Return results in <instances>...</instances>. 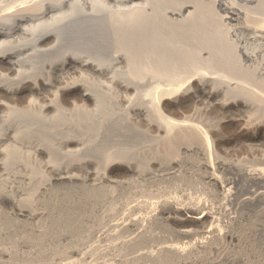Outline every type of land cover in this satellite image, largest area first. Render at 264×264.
I'll return each instance as SVG.
<instances>
[{
	"label": "bare ground",
	"instance_id": "1",
	"mask_svg": "<svg viewBox=\"0 0 264 264\" xmlns=\"http://www.w3.org/2000/svg\"><path fill=\"white\" fill-rule=\"evenodd\" d=\"M245 1L247 4L242 6V2H240L241 5H238L236 4L237 1L231 3L230 0H0V156L4 157L0 162V167L4 169L8 168V166L10 167V155L21 150L20 145L24 143L20 142V135L29 136L34 134L35 137L36 134L37 137L43 132L47 135L46 131L49 130H53L52 133H56L54 131L56 129H65V132L69 133L74 126L88 125V122L91 121L89 119L99 120L97 123L102 127L107 125V120L117 123L114 120L117 117L112 116V111L118 100L122 102L121 105H123V101L128 103V106L123 109L128 117L130 113H134L138 119L145 121L147 126L163 134V138L159 142H162L167 148L166 151L172 157L174 156L175 158L177 152L174 147L176 139L182 140V144L187 145L188 151H201L204 152L205 156H208V154L211 156L209 149L208 151H202L199 147L194 146L195 144L201 145L200 142L203 141V146L208 147L210 145L208 136L202 133L195 125L180 122L173 118L175 116L172 117L170 115H173L174 101L187 94L193 85L198 86L204 92L207 88H211L209 94L214 97L228 95V92L233 96V99L238 100L241 108L248 109L254 105L259 106L258 108H264V20L262 19L263 17H258L257 19V15L264 16V0ZM223 12L226 15L222 14ZM259 19L262 21H259ZM233 22L236 24L232 25L231 23ZM240 34L247 36L246 38L241 37ZM57 62L59 63L57 64ZM117 67H123L121 74L123 75L124 72L127 75V80L121 82L117 79L119 75L114 71ZM84 72L95 78L92 76L86 78L87 73L85 75ZM80 73L84 74L80 75L83 77L81 79L77 77V74ZM31 74L35 75L32 76ZM73 75L75 76L74 79L77 77L80 81L76 80V83L73 81L72 86L66 84L68 87L59 86L64 82L63 79L67 81ZM91 78H101L103 80H99L100 82L97 80L100 84L97 81L95 83L98 85L97 87L101 85V88L99 87L100 91L96 88L99 92H96L95 89L92 90L94 87L89 89L88 82H91ZM70 80L72 81L73 79ZM107 81L113 83L108 82L111 85H109L110 87L113 85L112 89L118 88V86H114L117 83L119 87L123 88H120V90H124L125 93H133L134 96L124 95L123 100H121L120 97L117 98L115 95L117 90L111 89L118 100H106L108 96L105 94L110 93V91H107L109 89L106 86L107 83H105ZM148 82L152 84H148ZM161 83H164L166 87L162 86L163 88H161L159 86ZM146 85L149 88V85H151L153 88L151 87L149 91L145 89L146 93H143L142 89ZM104 86L106 92L104 88L102 90ZM73 92L75 94L79 93L81 100L75 102L77 96L73 95V97H76V99L73 98L75 101L70 97ZM31 97L38 98L33 100L34 98L32 99ZM50 97H53V100H50ZM41 99L49 100L50 102L43 105L39 102ZM7 101L19 102L18 105L20 104L22 107L20 105L21 108L16 105H9ZM62 102L67 103L68 106L69 103H74V111L70 113V109L69 112L68 109L65 110ZM86 105L89 108L93 106L94 109L91 108L89 110ZM115 109L117 108L115 107ZM87 119L89 121L86 123L85 120ZM65 132L63 131V133ZM57 134H60V132ZM57 134L54 135L56 136ZM70 134L72 135L73 133ZM73 135L76 134L74 133ZM73 137L77 139V136ZM96 137L98 138V135ZM29 139H32L31 135ZM29 139L26 138L25 145L27 143L28 148L30 147L32 156L37 158L38 156H47L48 153L51 155L49 145L36 144L34 141L31 144L28 142L30 141ZM71 139L72 137L68 138L69 141ZM94 140H92V143ZM78 142L80 143V141ZM85 142L84 146L82 145L84 149L82 147L83 150L81 151L87 153L86 151H90L94 146L88 147L90 145L88 137ZM75 145L79 146V144ZM158 145L160 146V144H157L154 147ZM123 147L125 146L123 145ZM165 147H162V149L157 148V150H153L154 152L151 151L150 153H154V157L157 154L159 155V153H163V151L165 153ZM129 148L131 149V147ZM134 149L131 150L134 151ZM147 149V147L143 146L140 150H136L146 153ZM127 150H123L124 153L125 151L128 153ZM91 151L93 154L94 150ZM105 153L104 157L101 156L103 157L101 161L106 162L108 166L120 157L115 156L110 151ZM125 154L126 158L127 154ZM132 154L134 156V153ZM148 154L147 156H149ZM85 159L90 158L87 156ZM177 159L179 160V158ZM183 160L185 161V159ZM82 161L85 162L83 159ZM88 162L91 163L90 161ZM207 162L204 165L207 171H210L207 179L223 189L227 185L239 181V177L248 182L250 180H261L264 182V174L262 172L243 170L244 172L235 173L237 174L234 178L235 180L233 179L234 181L228 182L226 185V182L215 171L218 168L230 169L229 163L218 162V164H214L212 163L213 157ZM86 164L88 165V163ZM82 165L80 164L81 168H76L75 170L81 169L83 171L82 168L87 165L85 167H82ZM54 168L55 166L53 165V170H55ZM133 168L130 165L127 169L129 172L133 171L136 174L137 172ZM70 169L66 173L55 174L54 172V175H56L54 180L62 184L69 183V186H71L70 184L78 180H76L77 176L73 174L74 168L72 169L73 171ZM165 169L160 170V173L159 171L154 173L153 170H150L151 173L147 174H149V177L152 176L150 180L156 179L155 181L175 179L181 176L180 173L178 175V172L172 173L170 168L168 170ZM8 171L6 177L0 178V200L11 203L20 215H26L32 220L38 219L39 222H43L51 218L50 226L45 225V228L43 229L42 227L39 232L41 236L47 233L53 234L55 232L53 231V226L60 221L61 215L65 213L62 206L64 205V199L62 198V201L60 196H55V199L50 202L51 206L49 208L43 211H39L37 208L41 196L44 198L46 194H52V191H55L53 186H56V184L53 183L52 178L46 180L47 182L45 183L42 180L43 178H41L40 180L44 185L37 186L34 185V176L33 178L32 176H27L24 173V169L22 172L21 166L20 168L13 167ZM141 174H143V177L147 176L145 173L141 172ZM104 176L106 177V175ZM140 177L142 178V176ZM19 180H22L21 182L24 185L33 189L32 196L24 198L23 203L18 198H15L10 191H7L8 183H18ZM186 183L189 187L197 188L196 184L194 186L193 181ZM147 185L149 184L147 183ZM193 187L192 189H194ZM185 189L182 188L185 191L183 196L181 195L182 197L172 196L168 188L166 189L167 191L162 188L152 195L148 193L147 196L150 197L152 204L150 203L151 212L146 213H149L148 217L142 215L146 219H140L138 213L137 216L135 215L136 217H132L133 209L138 210L137 208H140L139 204L135 206L134 202L131 206L129 204L128 207L125 204L127 208L124 207L123 203V220H117L116 213L119 211L117 210L119 207H115L112 201L106 200L107 197L103 198L108 202L107 205L106 203L103 206L99 204L101 206L97 208L94 205V213L92 212L93 209L90 208L92 209L90 213L92 212L94 216L89 214L88 216L91 217L87 218V216L82 215L86 218L81 219L82 224L85 222L86 225L87 233L84 237L80 232L71 237L64 232H60V235H65V238L68 239L70 237L68 240V244H70L69 250L65 248L66 252L69 251L71 255L80 257L85 264H262V261H246L239 256V249L243 248L247 242H252L254 230L252 229L245 237L237 232L240 220L233 216V210L226 205L227 202L234 200L231 189H228L230 194H225L221 197L224 202L220 199L223 204L221 203L222 206L219 205L221 207L218 211H215L213 207L216 202H211L214 199H209L213 203L212 206L204 196L203 198L199 196L200 194H197L199 196L198 199L194 198L195 195L192 198L191 193H186L191 188ZM67 195V197H70L69 194ZM67 197L65 196V199ZM146 197L142 201H145ZM262 198H264V194L260 193L257 197L255 195V198H243L238 204H254L255 200H262ZM150 199L148 198L149 201ZM149 201L144 202V204L149 203ZM69 202L67 204H70ZM142 204L140 203L141 206ZM260 208H262L261 213L264 214V206ZM128 211L132 212L131 217L128 215ZM166 212H175L187 216L189 222L200 225L203 228L204 234H206L205 237L187 249L159 245V248L156 247L154 249L153 247L152 250L142 252V250L139 251L138 249L136 251L139 248L138 246L143 244L141 241L148 239L152 234L157 237L156 233H152L153 229H155L154 223L158 220L160 214ZM87 213H89V210ZM67 215H70V213L68 212ZM1 218L0 229L3 226ZM66 219L69 220V217L67 216ZM133 227H137V233L135 231L136 234L131 238L127 234H129V229L132 228L134 230ZM122 232L123 234L127 232L126 235L129 238L127 236L122 238ZM183 233L188 232L184 231ZM56 236L59 235L57 234ZM96 237L104 240L105 243H89ZM156 240L155 242H157ZM227 240L231 242L233 247L225 243ZM148 242L150 243L151 240ZM101 244L104 245L102 246ZM144 244H146V241ZM25 246L7 247L10 249L3 247L4 249L0 251V257L7 256L12 259L14 255L18 257L20 254L21 256L22 253L26 252L23 248ZM141 246L148 247V244ZM26 247L28 248V246ZM59 248L61 251V247ZM150 248L152 247L150 246ZM28 249H31V247ZM210 250H215L216 252L214 253L217 255L209 256L208 253H212ZM21 251L24 252L21 253ZM35 251L28 250L26 256L22 254L23 258H19V256L17 259L18 262L20 260L19 264H47L49 262V260L47 263H45V260V262L40 261V257L37 258V255H41V252L40 250L38 252ZM42 251L44 250L42 249ZM62 252H60V255L63 257ZM66 252H64L65 257ZM50 253L48 252V256L54 252L50 251ZM56 254L55 256L58 255L57 257H60L59 254ZM44 255L42 256L44 257ZM24 257L26 258L24 259ZM78 257L76 258L78 259ZM6 258L2 259L6 260ZM76 258L74 261L76 260V263H79L80 261ZM21 259H23L22 263ZM26 259L27 262L25 261ZM35 259H37L36 262L34 261ZM13 260L15 261V259H12L11 263H9L10 261L8 263L16 264ZM0 261L2 262V260ZM59 261L61 260L59 259ZM54 262L53 264H57L58 261ZM62 262L65 263L63 259ZM62 262L59 263L62 264Z\"/></svg>",
	"mask_w": 264,
	"mask_h": 264
},
{
	"label": "rangeland",
	"instance_id": "2",
	"mask_svg": "<svg viewBox=\"0 0 264 264\" xmlns=\"http://www.w3.org/2000/svg\"><path fill=\"white\" fill-rule=\"evenodd\" d=\"M230 1H231V3L232 2L235 3L237 1L236 4H238V5H241L240 2H242V6L247 4V3H245L246 2L245 0H230ZM222 14L226 15L225 12H223ZM258 17H260V18L263 17L262 19L264 20V16H258L257 15V19H258ZM259 21H262V20L259 19ZM231 24L235 25L236 23L233 22ZM240 36L246 38L247 35H241L240 34ZM250 42H252V41L250 40ZM58 63L59 62H57V64ZM47 69H49V67H47ZM119 69H120V71H119ZM114 71H116V74H118L120 76V78L118 76L117 79H119L121 82L123 80H127V75L124 72H123V75L121 74L123 71V67H120V68L117 67L116 70H114ZM86 73H85V75H86ZM82 74L83 73L77 74V77H79L80 79L83 78V77H81ZM88 74L89 73H87V75ZM116 74H114V75H116ZM31 75L34 76L35 74H31ZM87 75H86V78L87 77L90 78L92 76V75H88V76ZM77 77H76V79H74L75 78L74 75L70 76L69 78L73 79L72 81L66 77L70 81L67 80L68 81L67 82L66 79L65 80L63 79L64 82H62L59 86H67L68 84L71 85V84H73V81H74V83H76L75 82L76 80L80 81V79H78ZM92 77H94V76H92ZM121 77H123V78H121ZM93 79L91 78V82H88L89 83L88 87H89V89H92L94 87L92 90L95 89L96 92H99L101 90L100 89L101 85H99V87H100L99 88V87H97L98 85H96L95 83L97 80L98 81L101 80V78L94 79L95 81ZM98 81H97V83H98ZM101 81H103V80H101ZM108 82L109 81L105 82V83H107L106 86H108L110 89V90L107 89V91L108 92L110 91V93L112 95L110 93L105 94L108 96V97H106V100H114V99L116 100L119 97L121 100H123L124 95H127V96L130 95V97L134 96L133 93H131V94L125 93L124 90H122L123 88L119 87V85L116 83V84H114V86H118V88L117 87H116V89L113 88L114 90H117L115 93L117 98H115V95H113L114 91L112 92L113 85H112V87H110L111 85L108 84ZM88 83H86V84H88ZM101 83H103V82H101ZM109 83L113 84L111 81ZM98 84H100V83H98ZM148 84H152V83L148 82ZM161 84H163V85H161ZM161 84H159V86H161V88H163L162 86H165V84L164 83H161ZM149 86H150V88L147 85L144 86L145 88L142 89L143 93H146L145 89H148V91H149V89L151 90L152 86L151 85H149ZM103 88L106 92L105 86L102 87V90H103ZM120 88H122L121 90L123 92L120 90ZM257 88H259V87L257 86ZM210 91H211V88H207L206 91L204 92V91H201L198 86L193 85L187 94L183 95V97H180L179 99L174 101V103H173L174 106L172 108L173 115L171 114L170 116H172V117L175 116L173 118L180 121V122L193 124L202 133H205L209 138V142H210L209 146L210 147L209 146L204 147L203 141L200 142L201 145L195 144L194 146L199 147L202 151H208V149H209L211 156L209 154H208V156H205L204 152H201V151H194V152L188 151V148L186 147L187 145L182 144V140L176 139L175 143H174V147L177 149V152H176L175 158H174V156L172 157L171 154L166 151L167 148L162 144V142H159L160 140H162L163 134L158 133L157 130H154V129L150 128L149 126H147L146 125L147 123L145 121L138 119V117L135 116L134 113H133L134 115L132 113H130L129 114L130 116L128 117V115L123 110L124 108H126L128 106L127 105L128 103L123 101V105H121L122 102L118 99H117L118 100L117 102L118 103L121 102V103H119V104L115 103V107L117 109H115V107L113 106L114 108L112 111V113H113L112 116L114 115V117L115 116L117 117V119L114 118V120H116L117 123L111 122V121L109 122V120H107L108 121L107 125H104L102 127V126H99V124L97 123L99 120L89 119V120H91V121H89L87 119V120H85V122L87 123L89 121L88 125L77 126L78 128L76 126H74V127H76V129H74V127H72V130L74 129L73 132L69 128V130H71L70 132L68 131L69 133L65 132V129L64 130L58 129L60 131H58L56 129V130H54V131H56V133H54V132L53 133L57 134L60 132V134H57L55 136L52 133L53 130H49V131H46L47 135L44 134V132H43V134H41L42 136L39 134L40 136L37 135V137H36V134H35V137H34V134L33 135L30 134L31 138H32L31 140L29 139L30 135L29 136L28 135L27 136L26 135H20L22 137L21 138L19 136V138L21 140L20 142L24 143V144L20 145L21 150L13 152L14 154L12 153L10 155L11 156L9 158V160H11L9 162L10 167H12L13 164H14L13 167H15V168H17V167L20 168V166H21L22 172L24 169L25 170L24 173H26L27 176H32V178L34 176V180H35L34 185H37V186H39V185L43 186L44 185L43 182L45 183V182H47L46 180H49V178L50 179L52 178L51 180H53V183L56 184V186H53V190H55V191H52V194L51 193L46 194L44 198H42L43 196H41V200L38 202L37 208L39 209V211H43L44 209L49 208L51 206L50 202L52 201V199H55V196H58V197L60 196L61 200H62V198L64 199V201L62 200L64 202V205H62V206H63V210H65V213H64V215H61L60 221L55 226H53V229H54L53 231H55L53 234L47 233L46 235L41 236L39 231L42 230V227L44 229L45 225L50 226L51 221H52L51 218L46 219L43 222H39L38 219L32 220V219H30V217H28L26 215L25 216L20 215L18 213V211L16 210L15 206L12 205L11 203H9L7 201L0 200V215H1L0 217H2L1 218L2 221L5 219L3 222L1 221V224H3V226L0 229V248H1L0 251L2 249H4L3 247L7 248V247H13V246L26 245V246H28V248L31 247V249H28L25 246L27 248V250L25 247H23L26 252H28V250L35 251V249H36L35 252H38V250H40L41 255L38 254L37 258L40 257L39 258L40 261L45 260L46 261V262L44 261L45 263H47L48 260L50 262V260L53 258L51 261L52 263L50 262V264H53L54 261L55 262L58 261L57 262V264H58L59 262H62V259L65 262V263L62 262V264H66V263H68V264H70V263L71 264L72 263L79 264L82 261L80 257L76 256V257H78V259H77L75 257V255H71V253L69 251L66 252L67 250L65 248H68V250H69V246H70V244H68V240L70 239V237L72 235H75L78 232L82 233L83 237H84V235H86V233H87L86 232V225H85V222H83V224H82L81 219L85 218L86 216H87V218L91 217L88 215L89 214L93 215V213L95 212L93 207L95 208V206H96V208H97V207H100L101 205L103 206L104 203H106V205H107L108 202L106 200H110V202L112 201V204L115 207L116 206L119 207L117 209L119 211H117V213H116V219L117 220H123V210H122L123 209V203H124V207H125V204L128 207L129 204L131 206L132 204H134V202H135L134 205L136 206L139 204L140 208H137L138 210L133 209V211H132L133 216L131 215L132 212L128 211L129 212L128 215H130V217L131 216L136 217L137 213H138L139 214L138 217H140V219L141 218L146 219V217H148L149 213L151 212L150 203L152 204L150 197L147 196L148 193H151L150 195L155 194V192L157 193V191L161 190L162 188L164 190H166L168 188L170 191V192L169 191L168 192L171 193L172 196L177 195L179 197L183 196V194L185 192L184 190H186L185 188H187V190H188V188L189 189L191 188L190 190H188L189 192H186V193H191L190 195L192 198L194 195H195L194 198L196 197L195 199H198L199 196H202V197L204 196L206 199H208L207 201H209V203L211 205L216 202L214 204V206L212 205L215 208L214 209L215 211H218L224 202V200H222L221 197L225 194H230V192H228L229 191L228 189H231L233 192L232 198L234 200L232 201V198H231L232 202H227L226 205L230 209L233 210L232 211L233 216L237 217L240 220L239 225H238L239 227H237V232L242 234L243 237H245L247 234L250 233V231L252 229L254 230V232L252 231L253 232L252 233L253 236H252V240H251L252 242H247V244L244 245L243 248L239 249V252H240L239 256L241 259L246 260V261H260V262L262 261L261 263L264 264V214L261 213L262 208H260V207L264 206V203H263L264 201H262V200H264V198H262V200L261 199L255 200L254 204H251V203L242 204V205L238 204L239 201L243 198H251V197L255 198V195L257 197V195L259 196L260 193L264 194V182L261 180H250V182H248L247 180L243 179L242 177H239V178L236 177V178H238L239 181H237L233 184L227 185L228 182H232L235 180L234 178H235V176H237V174L239 172H244V171L250 170V171H254V172H262L264 174V108H258L259 106L257 107L255 105H254L255 107L252 106L248 109L247 108L245 109L243 107L241 108L238 100L233 99L232 98L233 96H231L228 92H227L228 95L225 94L222 96L214 97V96H211L209 94ZM120 92H121V94L123 93V95H121ZM74 94L75 93L73 92L71 94L72 96H70L72 99L73 98L76 99V97H73ZM76 94L74 95V96H77L76 101L73 99L75 102H77V100H81L79 98L80 96L78 95L79 93H76ZM31 98L33 99L34 97H31ZM37 98L36 99L34 98L33 100H37ZM62 99L63 98H61V100ZM50 100H53V97H50ZM63 101H64V99H63ZM7 102L9 105L18 106V108L22 107V105L19 104L21 107L18 105L19 102H16V101H7ZM39 102L42 103L43 105H45V104H48L50 101L41 99ZM62 103L64 104V105L63 104L62 105L64 106L65 110L68 109V112H69V109H70V113L72 111H74L73 110V108L75 109V107H73L74 103H71V104L69 103V106L65 102H62ZM78 104H80V103H78ZM82 104H80V105H82ZM223 105H225V106H223ZM70 106H72V107H70ZM86 107H88L89 110H91V108L94 109L93 106L89 108V106L86 105ZM0 114H1V112H0ZM134 120H135V122H134ZM260 122H262V123H260ZM62 130L65 133H63ZM66 130H68V129H66ZM51 133H52V135H51ZM70 133H73V134L75 133L76 135H73V134L71 135ZM97 135H98V138L96 137ZM68 136L70 138L72 137L71 140L74 139L75 141L74 140L73 141L75 143L73 141H72L73 142L72 143L71 140L69 141ZM73 136H77V139H76V137L74 138ZM82 136H84V137H83V140L81 141ZM78 137H80V138H78ZM87 137H88V143L90 144V145H88V147L94 146V148H95V149L91 148V150H94L93 154L91 153L92 152L91 150L86 151L87 153H84V151H81L84 149L83 146L86 143L85 139H87ZM24 138H25V140H24ZM26 138H28L30 140L28 142H30L31 144L35 142L36 144L40 143V144H46V146L49 145L51 148V150H50L51 155L48 153L47 156H45V155L40 156V157L38 156L37 158L32 156L30 147L28 148L27 143L25 145V142L27 141ZM94 138H95V140H94ZM96 139H98V140L96 141ZM92 140H94L93 143H92ZM32 141H34V142H32ZM76 141L77 142L80 141V143L79 142L77 143ZM149 141L151 142L152 146H151ZM67 142H68L69 146L67 145ZM82 142H83V144H82ZM125 142H127V143H125ZM30 143H28V144L31 145ZM75 144H79V146H76ZM93 144H95V145H93ZM135 144H136V146H135ZM153 144H156V145L160 144V146L158 145L157 147H154L156 145L153 146ZM123 145L125 147H123ZM127 146L131 147V149H134V146H135L134 151L131 150ZM143 146L148 148L146 153L139 152L136 150V149L140 150ZM161 146L165 147V153H164V151H163L164 149H163L162 150L163 153H159V155L157 154L154 157L155 154L154 153L151 154L150 152L151 151L154 152L155 150H157V148L162 149ZM23 147H25V148H23ZM82 147H83V149H82ZM123 148H126V149H123ZM122 149L123 150L128 149L127 150L128 153L125 151V153L127 154L126 158L124 156L125 153ZM29 150H30V153H29ZM135 150H136V152H135ZM78 151H80V152H78ZM107 151H110L111 153H113L117 157L120 156L117 160H115V162H113L109 166L106 162L101 161L102 158L104 157L103 155L106 154L105 152H107ZM129 151L134 153V156ZM88 152L91 154H89ZM16 153H18V154H16ZM147 153H149L148 154L149 156H147ZM167 153H168L169 157L171 156L172 158L167 157L168 156V155H166ZM12 155H16V156H12ZM17 155H19V156H17ZM87 156L90 159H85ZM99 156H100V158H99ZM101 156H103V157H101ZM131 157H133L132 158L133 160L131 159ZM207 157H209V159L213 157L212 163H214V164H218V162H220V163L225 162L226 164L229 163L228 165L230 166V169L229 168H224V169L218 168L215 171V173L218 176H220L223 179V181L226 182L225 184L227 185V187L225 189H223L220 186H216L214 183H211L209 179H207L208 175L210 174V171L209 170L207 171V169L204 167V165L206 163H208L207 160H209V159H207ZM3 158L4 157L0 156V162L3 160ZM128 158L131 160L129 161ZM177 158H179V160ZM82 159L86 163H88L89 166L85 162H83ZM126 159L128 162L126 161ZM181 159H182V161H181ZM183 159H185V161ZM87 160L90 161L91 163H89ZM79 163L81 165L83 163L82 167L83 166L85 167L86 165L88 166V167L86 166L87 168L86 167L82 168L84 172L81 169L75 170L76 168H81ZM53 165L55 166V168H54L55 170H53ZM128 165L129 166L131 165V167H134L133 169L137 173L135 174L133 171H130L132 174L131 175L129 170L127 169V168H129ZM10 167L8 166V168H6V169L0 167V178L6 177V174H8V172H9L8 170L13 168V167L12 168H10ZM56 168H59V169H56ZM73 168L75 171L72 170ZM165 168L167 170L170 168L171 169L170 171L172 173L178 172V175L180 173L181 176L179 178L169 179V180L168 179H165V180L163 179L161 181L160 180L155 181L156 179L150 180V178H152V176L149 177V174H147V173H151L150 170H153L154 173H157V171H159V173H160V170H164ZM69 169L72 170L73 174H75L77 176L76 180H78V181H75V183H72V184H70L71 186H69V183L68 184H65V183L62 184V183L54 180V179H56V177H55L56 175H54V172H55V174H58L60 172L66 173V172H69ZM106 169L108 172L106 171ZM183 169H184V171H183ZM104 172H105V174H104ZM141 172L147 174V176H146L147 178L145 176L143 177V174H141ZM182 172H184V173H182ZM235 173H237V174H235ZM104 175H106V177ZM139 175L142 176L143 180ZM101 176H103L105 178L102 179L103 177H101ZM41 178H43L42 179L43 182H41V180H40ZM99 178H101V179L99 180ZM148 179H149V181H148ZM21 181L22 180H19L18 183H14V184L8 183L7 191H10L11 194L15 196V198H18V200H20L21 203H23L24 198H26V197L29 198L32 196L33 189L31 187H27ZM39 181H40V183H39ZM192 181L194 182V186L196 184L197 188L192 186L194 188V189H192V187L187 186L186 182H192ZM156 182L158 184L159 183L160 184L158 185ZM57 183H59V184H57ZM147 183L149 185H147ZM55 184H53V185H55ZM62 185H65V186H62ZM160 185H161V187H160ZM163 185H164V187L165 186H168V187L164 188ZM156 186H157V188H159L158 190H157ZM12 187H14V188H12ZM182 188L184 190H182ZM200 189H201V191H200ZM108 190H109V192H108ZM100 192H102V193H100ZM67 194H69V196L72 198L71 200H70V197H67L68 196ZM145 194L147 197L145 196ZM197 194L198 195L200 194V195L198 196ZM65 196L67 198H69V200H67V198L65 199ZM73 197H74V200H73ZM144 197H146V199H144L145 201H142ZM103 198H106V200ZM124 198H126V199H124ZM148 198L150 199V201L148 200ZM209 199L210 200L214 199V200H211V202L212 201H214V202L211 203ZM220 199L223 202L220 201ZM123 200L124 201L126 200L127 203H126V201L124 202ZM146 200L149 201V203L144 204V202L145 203L147 202ZM67 201L68 202L70 201L69 202L70 204H67L68 203ZM128 202H130V203H128ZM140 203H143L145 207L143 206V204L141 206ZM99 204H101V205H99ZM148 204H149V206H148ZM216 204H218V205H216ZM219 205H221V206L219 207ZM146 206H147V208H146ZM127 207H125V208H127ZM90 208H92L93 210ZM140 209H143V210H140ZM147 209H149V210H147ZM63 210H62V212H64ZM88 210H89V213H87ZM90 210H92L93 213L92 212L90 213ZM66 211H68L70 213V215H67L68 212L66 213ZM147 212H149V213L146 214ZM86 213H87V215H86ZM82 215L85 217H83ZM142 215H146V217L142 216ZM67 216L69 217V220L66 219ZM154 224H155V227H154L155 229H153V231H155V232L152 231V233H156L157 237H155V235L152 234L151 237H149L150 239L146 238L148 241L151 240V242H153V243H151V242L149 243L146 239L141 241V243L143 242V244H141V243L140 244L144 245V246L148 244L149 249L147 246L143 247V246L139 245L138 246L139 248H137L136 251H138V249H139V251L142 250V252L145 250H150V249L152 250L153 247H154V249L156 247L159 248V245H163V246L166 245V246H173L175 248L187 249V248H190L191 246H194V244L197 241L203 239L206 235V234H204L203 228L200 225L193 224V223L189 222L187 220V216H184V215H181V214H178L175 212L174 213L166 212V213L160 214L158 220ZM133 229L134 230H132V228L128 230L129 234H127V232H125V234H123V232H122L121 237L125 238V236L129 235V237L132 238V236L137 233V231H136L137 227L136 228L133 227ZM256 229H257V232L255 233ZM135 231H136V233H135ZM184 231H187L188 233H183ZM190 231H192V232H190ZM60 232L61 233L64 232V233H66V235H70V237L67 239L64 237L65 235H62V234L60 235ZM254 233H255V235H254ZM57 234L59 236H56ZM130 234H132V235H130ZM152 236H154L155 238ZM99 239L96 237V239H94L95 241L93 240L92 242H89V243H94V242H96V244H100L102 242L105 243L104 240H102V239L99 240ZM97 240L100 242H98ZM155 240L157 242H155ZM145 241H146V244H144ZM70 242H71V240H70ZM225 243L232 246V244L229 240L225 241ZM101 245L103 246L104 244H101ZM58 246L61 247V251L59 250L60 248ZM150 246L152 248H150ZM20 248H22V247H20ZM71 248H70V250H71ZM7 249H10V248H7ZM42 249L44 251H42ZM62 250H63V252H62ZM50 251L54 252L55 254L57 251H59V253H57L59 255H60V252H62L63 257H62V255H60V257H57L58 255L56 254L57 256H55L54 253H53L54 255L53 254L50 255L51 254ZM234 251H235V249H234ZM22 252H24V251H21V253ZM26 252H24L22 254H24L26 256L28 254ZM48 252L50 253L49 256H48ZM64 252H66V257L64 256ZM211 252L212 253L207 252L209 254V256H212V255L216 256L217 255L214 253V252H216L215 250L214 251L212 250ZM22 254H21V256H22ZM43 254H45L44 257L42 256ZM46 254L48 256V259H47ZM19 256H20V254H19ZM21 256L19 258H23V256L22 257ZM1 257H0V260H2V262L0 261V264H2V263L4 264L6 262V260H8V258H9L7 256H3L2 257L3 259H5L7 257L6 260H3ZM13 257H12V259H15V261L14 260L13 261L16 262V264L17 263L19 264L20 260L18 262L17 255L15 256V258H13ZM61 257H62V259H61ZM25 258L26 257H24V259ZM41 258H42V260H41ZM75 258L80 262L76 263L77 261L76 260L74 261ZM12 259L9 258V260L5 264H7L9 261H10L9 263H11ZM27 259H28V257H27ZM27 259L25 260L26 262H27ZM59 259L61 261H59ZM22 261H23V259H21V263H22ZM34 261L36 262L37 259H35ZM32 262H33V260H32ZM49 262L47 264H49ZM82 263L85 264L83 261H82ZM82 263H80V264H82ZM59 264H61V263H59Z\"/></svg>",
	"mask_w": 264,
	"mask_h": 264
}]
</instances>
